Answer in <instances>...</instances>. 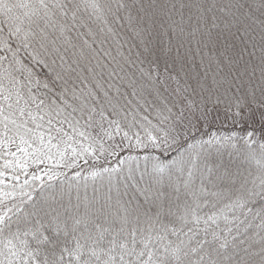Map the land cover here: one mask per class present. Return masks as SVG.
I'll use <instances>...</instances> for the list:
<instances>
[{
  "label": "snow or ice",
  "instance_id": "snow-or-ice-1",
  "mask_svg": "<svg viewBox=\"0 0 264 264\" xmlns=\"http://www.w3.org/2000/svg\"><path fill=\"white\" fill-rule=\"evenodd\" d=\"M0 264H264V0H0Z\"/></svg>",
  "mask_w": 264,
  "mask_h": 264
}]
</instances>
